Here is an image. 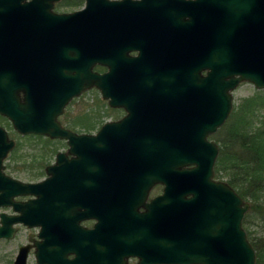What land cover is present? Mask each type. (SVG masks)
Masks as SVG:
<instances>
[{"label": "water", "instance_id": "obj_1", "mask_svg": "<svg viewBox=\"0 0 264 264\" xmlns=\"http://www.w3.org/2000/svg\"><path fill=\"white\" fill-rule=\"evenodd\" d=\"M60 1L0 0V114L70 146L44 181L15 180L3 173L15 143L0 127V206L29 220L47 196L48 210L72 199L76 226L48 229L74 239L73 264H257L244 228L251 203L216 178L220 145L210 137L242 83L264 89V0H86L58 13ZM37 76L48 90L22 104L20 82ZM93 88L127 115L97 134L65 127L71 100ZM155 184L163 190L149 201ZM23 193L39 199L11 200ZM16 220L3 214L0 238L14 236Z\"/></svg>", "mask_w": 264, "mask_h": 264}, {"label": "flooded vegetation", "instance_id": "obj_2", "mask_svg": "<svg viewBox=\"0 0 264 264\" xmlns=\"http://www.w3.org/2000/svg\"><path fill=\"white\" fill-rule=\"evenodd\" d=\"M57 7H58V3L55 4L54 9L55 11L60 12L56 9ZM106 70H108V68L104 67L103 71ZM23 79L24 80L20 82V88L18 92L16 91L18 98L22 104H24L25 102L27 93L31 94L33 97L38 98L40 95L43 96L46 90H48L47 89L49 84L48 78H45L46 79L45 80L42 78V76L41 79L37 76L35 78L25 77ZM16 92L13 91V94H15ZM74 99H76V97H74L71 100V102ZM105 101L107 102V106L111 110V112L114 113L117 112V114L115 115L112 116L110 115L111 118H109V120L106 122L118 121L127 115V111L124 107H112L109 105L108 100ZM61 116L59 117L60 121H61L60 119ZM21 118L23 117L20 116L18 117V119L15 120L18 122L20 121ZM104 123L100 124L98 130L95 133H91V134H97L98 131L101 129V127L104 125ZM64 126L73 131H76L73 128H70L66 125ZM0 127L6 130L8 137L12 139L15 143L13 149L8 153L7 157H5L3 160V173L6 176H9L10 178L15 180H20L23 182H30V183H38L44 181L49 177L47 170L48 167L58 162L57 154L59 152H67L70 147L68 141L64 139L50 138L48 135L45 134L22 133L16 127V124L13 119L8 118L7 116H4L2 114H0ZM22 140H27L28 142L26 144L27 147H31L32 151L34 152L32 159L35 158V160L33 161L34 163L32 169L35 171L34 172L35 174H30L29 172L26 173L28 177L30 176L29 177L31 179L30 181L22 180L12 173V171L17 170L16 169L17 165L15 163H17L19 159H22V157H17L16 154L18 153V151H21L22 155L23 154L25 155V153L28 152L25 149H21ZM56 141L64 142L66 146L62 148V150L60 151L56 149V151L53 152L55 153L54 159L50 161L48 156L47 144L54 143ZM38 142L41 143V147L40 148L36 146L33 147V145L35 143L38 144ZM44 146L46 147L47 151L45 150L44 154L41 157H38L37 156L38 153H35V151L36 152L40 151L41 153L43 151ZM73 158L74 156L70 154L68 155L67 160H72ZM23 163L24 162H22L21 164ZM162 190H163V186L161 184H155L150 190L148 200L150 201L152 198L161 194ZM38 199H39L38 195L30 194V193L18 194L13 198H11L13 202H22V203L26 202L32 204H34V201ZM5 200L9 201L8 198H6ZM42 200L44 201V206H46L45 210L41 213L34 214L33 215L34 218L30 215L32 219L29 220H27L26 217L28 215L27 213L23 214L21 211L16 210L13 205L0 206V226L3 225L2 222L3 214L7 216H11L14 219H17L15 223L12 224V227L16 229L14 236L12 238L2 237L0 238V243L10 244L12 241H14L17 238L19 233H21L22 231L25 232L24 237L21 238L22 240H20L15 244L14 249H11L13 255L11 264H14L17 256L21 254V252L23 251L27 253V264H39L36 258V252L38 248L37 244L39 243H41L40 248L43 254L42 264H73L76 258L75 244L73 242L74 239L71 237L67 238L62 235L58 236V234L53 233L54 231L48 229V227H57V226L69 227V228L76 226V205L71 203L72 199L63 198L61 200L60 207L57 210H48V206L54 201V198L47 196L45 199ZM40 216L43 218L42 221L37 220V218ZM31 223H33L32 224L33 226H31ZM95 223H96L95 219H84L80 222L81 225L89 228L93 227ZM4 224L11 225L9 221H5ZM42 227H47L48 230L44 232L43 237H40L38 234L40 232V229H42Z\"/></svg>", "mask_w": 264, "mask_h": 264}, {"label": "trees", "instance_id": "obj_3", "mask_svg": "<svg viewBox=\"0 0 264 264\" xmlns=\"http://www.w3.org/2000/svg\"><path fill=\"white\" fill-rule=\"evenodd\" d=\"M97 69L104 70L101 66ZM260 97L245 99L236 106L212 139L221 148L215 165L216 178L227 180L244 199L251 201L244 227L256 250L257 264H264V96ZM105 111L98 108L92 114H84L76 125L88 133L102 123Z\"/></svg>", "mask_w": 264, "mask_h": 264}, {"label": "rangeland", "instance_id": "obj_4", "mask_svg": "<svg viewBox=\"0 0 264 264\" xmlns=\"http://www.w3.org/2000/svg\"><path fill=\"white\" fill-rule=\"evenodd\" d=\"M76 3H79V4H76ZM84 6H85V0H61L60 2H58V7L56 9L60 12H71L74 10H79V9L83 8ZM263 90L264 89H257L254 86V84H252L250 82L242 83L233 92L234 108L236 106H238L240 103H242L243 100H245V99L253 98V97L260 99L261 95L264 96V93L260 92ZM100 99H102V96H101L100 91L97 89H91L87 92H84L80 97H77L68 105L64 114L60 118L61 121L63 122L64 125H66L70 128H73L74 130H76L78 132L83 133L85 131H82V129H80L79 126L76 125V121H78V118L80 116H83L84 114H87V113L92 114L98 108L106 110L105 114H103V115H105V118L103 119L102 123L108 121L109 118H111L112 115L117 114V112H115V113L111 112V110L106 107L107 102L104 99H102L103 101H105V103H104ZM91 110H93V111H91ZM232 113H233V111H232ZM232 113H231V115H232ZM99 126L100 125H98L96 128H93L90 131V133H95L98 130ZM211 139H212V136H211ZM212 140L216 141V139H212ZM21 143H22L21 149H25L28 152H26L25 155L24 154L22 155L21 151H18V153L16 155H17V157H22V159H19L18 162L15 163L17 165L16 166L17 170L12 171V173L22 180L30 181L31 180L29 178L30 176L28 177V175L26 173L29 172L30 174H35L34 173L35 171L32 169L33 168L32 166L34 163L33 161L35 160V158L32 159L34 152L32 151L31 147H27V145H26L28 143L27 140H22ZM34 146L40 148L41 143L40 142H38V144L35 143L33 145V147ZM65 146H66V144L64 142L56 141L54 143H48L47 148H48V156H49L50 161H52L54 159L55 153H53V152H55L56 149H58L60 151ZM45 150L47 151L46 147L44 146L43 151L41 153H40V151L39 152L35 151V153H38L37 156L41 157L44 154ZM22 162H24V163L21 164ZM222 180H225V179H222ZM225 181H227V180H225ZM247 201H249L251 203L250 200H247ZM24 235H25V232L22 231L21 233L18 234L17 238L14 241H12L10 244L0 243V264H11L12 257H13L11 249H14L15 244L17 242H19L20 240H22L21 238H23ZM129 264H138V259L137 258L131 259Z\"/></svg>", "mask_w": 264, "mask_h": 264}]
</instances>
